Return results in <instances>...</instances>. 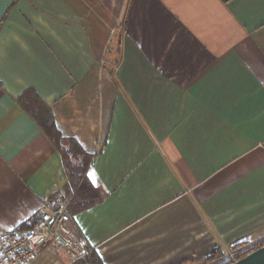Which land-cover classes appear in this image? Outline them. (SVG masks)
Returning <instances> with one entry per match:
<instances>
[{
	"label": "crops",
	"instance_id": "obj_1",
	"mask_svg": "<svg viewBox=\"0 0 264 264\" xmlns=\"http://www.w3.org/2000/svg\"><path fill=\"white\" fill-rule=\"evenodd\" d=\"M28 89L95 154L104 199L70 226L104 264L264 242V0H0V232L67 196ZM28 264L73 263L49 243Z\"/></svg>",
	"mask_w": 264,
	"mask_h": 264
},
{
	"label": "trees",
	"instance_id": "obj_2",
	"mask_svg": "<svg viewBox=\"0 0 264 264\" xmlns=\"http://www.w3.org/2000/svg\"><path fill=\"white\" fill-rule=\"evenodd\" d=\"M18 102L40 124L62 153L68 177L66 195L71 198L68 208L70 214H76L101 202L104 199V194L94 186L88 177V172L95 154L86 152L75 138L62 134L57 127L51 107L34 89L24 91L18 97ZM38 217L39 214L34 219L20 225L17 229L24 230L32 228ZM263 244L264 242L240 252L237 259L246 256L249 252ZM240 246L242 247L243 245L238 244L234 248ZM225 255L221 249L216 248L205 259V262L215 264L233 263L228 261ZM73 264H104V262L99 253L91 249L87 256Z\"/></svg>",
	"mask_w": 264,
	"mask_h": 264
},
{
	"label": "built area",
	"instance_id": "obj_3",
	"mask_svg": "<svg viewBox=\"0 0 264 264\" xmlns=\"http://www.w3.org/2000/svg\"><path fill=\"white\" fill-rule=\"evenodd\" d=\"M57 197V206L42 211L32 228L0 232V264H28L38 250L49 243L65 250L72 263L89 254L92 247L87 239L78 236L70 226L72 215L68 208L71 198ZM239 253H230L226 259L234 262Z\"/></svg>",
	"mask_w": 264,
	"mask_h": 264
},
{
	"label": "water",
	"instance_id": "obj_4",
	"mask_svg": "<svg viewBox=\"0 0 264 264\" xmlns=\"http://www.w3.org/2000/svg\"><path fill=\"white\" fill-rule=\"evenodd\" d=\"M231 264H264V244Z\"/></svg>",
	"mask_w": 264,
	"mask_h": 264
},
{
	"label": "rangeland",
	"instance_id": "obj_5",
	"mask_svg": "<svg viewBox=\"0 0 264 264\" xmlns=\"http://www.w3.org/2000/svg\"><path fill=\"white\" fill-rule=\"evenodd\" d=\"M241 252H242V251H241ZM232 253L235 254V253H237V252L234 251V252H232ZM229 254H230V253H227V254L225 255V258H227V256H229ZM233 258H235V257H233Z\"/></svg>",
	"mask_w": 264,
	"mask_h": 264
}]
</instances>
